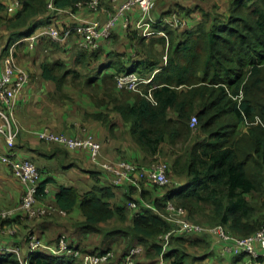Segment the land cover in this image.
Returning a JSON list of instances; mask_svg holds the SVG:
<instances>
[{
    "label": "trees",
    "instance_id": "trees-1",
    "mask_svg": "<svg viewBox=\"0 0 264 264\" xmlns=\"http://www.w3.org/2000/svg\"><path fill=\"white\" fill-rule=\"evenodd\" d=\"M20 1V9L9 14L0 0V12L7 14L0 16V31L6 36L1 53L5 54L18 40L34 35L44 24L54 23L55 15H47L49 2L56 9L75 12L76 5L85 0ZM101 1L107 5L110 0ZM226 10L205 15L195 29L186 27L179 33L165 19L181 15L184 9L164 11L159 23H151L150 38L132 24L122 37L124 41L114 31L110 40L115 47L107 52L102 44L97 50H78L67 49V42L39 40L51 51H74V56H68L72 65L65 59L43 62L41 78L53 82L62 99L71 98L64 93L69 87L87 93L94 108L88 117L106 124L111 133L115 128L121 130L120 136L128 132L146 159L152 162L164 158L171 170L170 178L179 181V186L166 187L139 181L140 191L130 185L118 204L113 203L116 187L107 172L108 184L87 191L58 187L54 204L67 214L79 210L83 221L76 225L82 233L104 235V241H125L120 255L115 254L107 264H122L124 256L136 246H142V254L155 263L163 257L167 264H187L186 244L209 252L212 237L192 238L185 233L173 234L164 250L160 238L175 228L164 217L169 201L185 208L188 220L223 225L238 237L253 235L264 226V127L252 124L256 117L264 122V0H229ZM194 12L188 9L182 18ZM54 25L61 30L66 26ZM159 31L165 32L163 37H156ZM164 43L168 47L164 60L161 49V60L156 46ZM131 72L152 77L145 85L146 94L116 87V77ZM29 74L32 82L33 73ZM150 88L151 98L147 97ZM193 117L197 124L191 128ZM245 121L251 123L247 131L241 129ZM121 161L141 165L126 158ZM38 170V200L43 201L51 179H43L39 166ZM147 185L148 190H144ZM134 194L138 196L134 198ZM131 201H145L152 207L137 204L131 217ZM0 221L4 225L12 222ZM111 223L115 225L107 227ZM68 243L83 253L112 250L105 246L86 250ZM26 263L80 264L73 257L45 250L29 251ZM0 264L20 262L13 253H0Z\"/></svg>",
    "mask_w": 264,
    "mask_h": 264
},
{
    "label": "crops",
    "instance_id": "crops-1",
    "mask_svg": "<svg viewBox=\"0 0 264 264\" xmlns=\"http://www.w3.org/2000/svg\"><path fill=\"white\" fill-rule=\"evenodd\" d=\"M50 3V2H49ZM156 8L152 14L153 23H159V20L163 16L164 11L173 10L179 11L180 7L186 12L188 9L195 11L191 17H185L186 25L178 28L177 32H181L183 28L195 29L196 25L200 23L205 15H213L215 13L226 12L229 4V0H158L156 1ZM104 9L111 7L110 1L107 5H103ZM48 9V7H47ZM71 10L61 9L59 13L54 14L48 9L47 15H55L54 23L59 25H74L84 21L92 20H104L105 14L103 11L97 13L91 12L88 9H78L71 15ZM220 11V12H219ZM180 14H185V13ZM7 15L5 12H0V16ZM182 15L181 17H184ZM141 13L140 10L135 8L129 13V18L132 24L136 27V22L140 20ZM166 18L165 20L167 21ZM165 21V22H166ZM44 24L45 25H54ZM170 26V25H169ZM41 28V27H40ZM40 28L36 33L39 32ZM175 29V28H173ZM127 30L119 23L115 29V34L120 36V39L124 41V35ZM165 32L159 31L155 34L156 37H163ZM3 34V36H2ZM2 36V37H1ZM5 33L0 31V49L4 47ZM151 37V36H150ZM146 37V38H150ZM46 41H52L49 38L43 37ZM40 39V40H41ZM119 39V42H120ZM43 41H38L34 48L29 47V43L24 41L17 48L18 55H16L17 64L27 70V72L33 73L34 80L30 84L26 85L22 90L21 95L17 101V108L15 111V118L18 122L21 132L18 136V140L15 148L11 151L17 158L29 159L36 162V164L43 171V179H51V182L46 186L47 195L43 202L54 203L55 193L60 185L73 186L81 191L79 187L73 184V176L77 174V169L80 165H83L82 175L80 177L81 181L87 182L93 180L95 182L90 188L82 189L87 191L95 185H106L108 184V175L100 168L99 165L93 163L88 155V162L85 163L82 157V151L80 150H68L63 146L56 143L44 142L39 138V133L48 129L57 133H64L68 136L81 137L84 135V131H88L95 135L99 133L101 140H98L102 145V155L107 160L102 162L114 163L119 162L121 159H127L131 161H136L141 165H150V159H146L144 154L140 149L133 143L132 137L128 132H122L119 135V128H115L113 133L110 132L109 127L106 124L97 122L92 118L88 117L87 114L94 112L93 103L89 98H87V93H81V90L76 91L70 87L64 89V93L70 97H74L73 100L65 102L66 105L62 104L64 101L62 93L57 91L56 86L53 82L44 81L41 78V64L45 61L54 62L59 60L50 56L46 58V52L49 47H45L46 44ZM67 49L76 48V39H71L67 41ZM101 47L104 52L107 50H114L115 45L112 40L102 41ZM112 44V45H111ZM120 47L118 44H116ZM116 47V49L118 48ZM164 49L163 60L165 59L166 50L168 44L162 46H156V50L159 48ZM49 51V50H48ZM30 58L27 60L25 56ZM66 57H64L65 59ZM66 60V59H65ZM85 89V88H84ZM92 109V111H90ZM17 112V113H16ZM96 137V136H95ZM9 150L6 146L3 137H0V155L8 154ZM9 173L4 175L0 173V211L14 209L16 211L15 217L11 218L10 224H3L0 221V246L16 247L20 250L21 259L26 261L29 249L25 243V239L28 235L34 234L44 243L54 246L56 240L60 236H66L70 243L79 245L80 247L91 250L100 248L105 245L111 244L112 250L113 246L116 244H123L125 246V241H107L103 240L101 236L87 235L79 230L77 223L83 221V217L78 209H75L72 213L67 214L65 217H52L46 219H30L25 216L24 212L20 209V203L24 195V186L12 173L11 169H8ZM91 172H95L94 176ZM171 173V172H170ZM72 182V183H71ZM183 182V180H181ZM131 181H125L121 186L116 187L114 192L116 194L113 203H120L130 185ZM147 184V183H145ZM138 187L140 191V184H134ZM144 190H148L149 186H146ZM138 195L134 194V198ZM138 207H152L151 204L141 201L136 202ZM135 211H131V217ZM14 230V233L9 232L10 229ZM209 237L206 235H195L192 238ZM210 238V237H209ZM211 241V249L209 252L205 250L190 246L186 244V252L188 253L191 249H198L200 255L195 256L196 264H253V261L245 255L240 256H229L223 255L221 251L214 244L213 238ZM112 242V243H110ZM96 247V248H95ZM121 253V252H120ZM145 258H149L144 254ZM161 258V257H160ZM159 258V261H160ZM246 258V259H245ZM135 264H159V262H154L149 259L144 261L140 259Z\"/></svg>",
    "mask_w": 264,
    "mask_h": 264
},
{
    "label": "built area",
    "instance_id": "built-area-1",
    "mask_svg": "<svg viewBox=\"0 0 264 264\" xmlns=\"http://www.w3.org/2000/svg\"><path fill=\"white\" fill-rule=\"evenodd\" d=\"M6 10L13 14L20 9V0H3ZM157 0H110L111 7L104 9L101 0H85L76 5L78 9H88L91 12L103 11L104 20L84 21L74 25H66L63 30L55 25L42 26L38 33L31 37L20 39L12 44L6 53L0 52V137L4 138L9 150L8 154L0 155L2 163L7 165L13 175L20 180L24 186V195L20 203V209L25 216L30 219H42L52 214L67 216V213L60 210L54 203H45L38 200V184L40 181V172L36 163L29 159L17 158L11 151L15 148L16 140L21 132L20 126L15 118L17 101L22 90L30 83V74L16 62V52L18 46L26 41L30 48L43 37L49 38L54 42L62 43L71 39H76L77 46L82 50H97L102 41H109L119 23L129 30L132 22L129 18L131 10L137 8L140 10V20L136 22V28L142 30L144 37H150L151 23H153L152 11L156 7ZM48 9L54 14L59 13L61 9H56L52 2L48 4ZM71 15H73L71 12ZM171 28H181L186 25L183 18L173 15L166 21ZM152 77L143 78L137 73L131 72L116 77V87L119 90H128L141 95L146 94L143 86L150 84ZM147 97L151 98V88L148 90ZM197 124V119L192 118V127ZM247 127L251 123L243 122ZM262 125L264 122L260 117H256L252 123ZM39 138L48 143H56L68 150H84L89 154L93 163L110 175V181L115 187L121 186L125 181H131L138 185L139 181L166 187L168 185L179 186V181L170 178V167L165 161H157L151 165H135L126 161L115 163L102 162L100 156L102 153L101 143L95 136L84 131L81 137L68 136L64 133H57L44 129L39 133ZM133 176V178H132ZM45 194L47 191L45 189ZM46 197V196H45ZM44 197V198H45ZM133 211L138 209L137 203L131 201L128 204ZM14 209L1 210L0 220L11 219L15 217ZM187 210L177 206L169 201L165 206L164 217L174 225V230L161 236L164 250L167 249L171 237L176 233H185L186 235H208L213 238L214 244L223 255L229 256H248L253 264H264V226L255 234L247 237H238L230 233L223 225H205L192 222L186 218ZM11 234L14 230H9ZM29 251L45 250L53 255H65L73 257L80 264H107L115 258L113 250H107L102 253H83L81 249L69 245L66 236H60L54 246L44 243L34 234L28 236ZM144 252L142 246L132 247L124 256L122 264H135L136 258ZM0 253H13L17 256L20 264H27L21 259L20 250L16 247L0 246ZM159 264H167L160 258Z\"/></svg>",
    "mask_w": 264,
    "mask_h": 264
},
{
    "label": "rangeland",
    "instance_id": "rangeland-1",
    "mask_svg": "<svg viewBox=\"0 0 264 264\" xmlns=\"http://www.w3.org/2000/svg\"><path fill=\"white\" fill-rule=\"evenodd\" d=\"M158 1V0H157ZM157 5V4H156ZM220 12V11H219ZM222 13V12H221ZM178 14V13H177ZM178 16L179 17H181L182 16V14L181 15H179L178 14ZM182 18V17H181ZM54 42V41H53ZM47 45L48 44H46L45 45V47H47ZM112 45V44H111ZM49 50V51H48ZM47 50V52L45 53L46 54V58H49L50 56H52V57H55V58H59V59H64V57L66 56V61H68L69 60V58H68V56H74V51H68V52H64L63 50H55V51H51V49H50V47H49V49ZM159 56H160V54L162 55V50H161V47L159 48ZM30 57L27 55V56H25V59H29ZM51 58V57H50ZM158 59H161L162 60V56H160ZM67 64H69V65H72V62L71 61H68L67 62ZM71 67V66H70ZM82 73H84L85 74V71L83 70L82 71ZM84 82V81H83ZM84 89V88H83ZM143 89H145V87L143 86ZM84 91L85 92H92V90L90 89V88H87V89H84ZM63 98H66V99H63L64 101H62V104L65 106L66 105V103L65 102H67V100L68 101H71V98L73 99L74 97H71V98H69V97H63ZM17 113V112H16ZM191 128H192V126H191ZM193 129H195V128H193ZM241 129H243L244 131H247V127L244 125V124H242V126H241ZM94 136H96L95 138L97 139V140H101V137H100V135H99V133H96ZM82 151V157H83V161L85 162V163H87L88 162V155L86 154V151H84V150H81ZM102 151V150H101ZM100 160L101 161H105V160H107L105 157H103V155H102V153H101V156H100ZM154 160V161H153ZM152 160V162H150L149 164L151 165L152 163H154V162H157V161H166L164 158H160V157H157V159H153ZM84 168V166L83 165H80V168L79 169H77V174L75 175L74 174V176H73V184L74 185H76L77 187H79L80 189H81V191H83L82 189H87V188H90L92 185H94L95 184V182L93 181V180H90V181H87V182H84V181H81L80 180V177H81V175H82V169ZM9 167L7 166V165H5L4 163H2V161L0 160V173H2V174H4V175H6V174H8L9 172ZM72 183V182H71ZM54 218V217H58V215L57 214H52V215H49L48 217H45V218H42L43 220L44 219H46V218ZM197 223H200V222H197ZM200 224H203V223H200ZM112 225H115L114 223L112 224H109V225H107V227H109V226H112ZM207 225V224H206ZM93 237H95V235H93ZM102 237V239L104 240V235H102L101 236ZM120 242V239L118 240V242L117 243H119ZM170 245V244H169ZM168 245V246H169ZM105 246V245H104ZM108 246H110L109 244L107 245V247ZM175 246V244H173V247ZM106 248V247H105ZM113 251L115 252V254L118 256V255H120V252L122 251V249H123V244H118L117 245V247H116V244L113 246ZM168 248V247H167ZM187 253V252H186ZM196 255H200V253L198 252V249L196 248H194V249H191L190 251H189V259H188V262H187V264H196V261H195V256ZM247 258H249L248 256H247ZM140 259H142L143 261H144V263H145V261H147V260H149V258H145V256H144V254H141V255H139L137 258H136V261H135V263H137ZM246 259V258H245ZM250 259V258H249Z\"/></svg>",
    "mask_w": 264,
    "mask_h": 264
}]
</instances>
